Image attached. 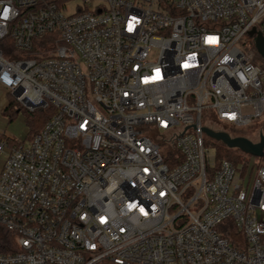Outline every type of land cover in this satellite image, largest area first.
<instances>
[{"label":"built area","instance_id":"obj_1","mask_svg":"<svg viewBox=\"0 0 264 264\" xmlns=\"http://www.w3.org/2000/svg\"><path fill=\"white\" fill-rule=\"evenodd\" d=\"M72 1L0 0V86L55 110L0 138V264H264V166L203 131L264 136V0Z\"/></svg>","mask_w":264,"mask_h":264},{"label":"rangeland","instance_id":"obj_2","mask_svg":"<svg viewBox=\"0 0 264 264\" xmlns=\"http://www.w3.org/2000/svg\"><path fill=\"white\" fill-rule=\"evenodd\" d=\"M82 3L81 0L72 1L67 5L66 14L71 15L75 14L78 8V5ZM247 43H251L252 40L250 38L245 39ZM253 48L255 49L254 43H252ZM255 54H258L256 51ZM261 65H264V60L261 58L260 61ZM11 97L9 93L0 86V107L5 105L6 98ZM4 108H0V137L3 141H8L12 145H16L18 143H27L29 142V133L30 128L28 127L27 121L31 118V113L27 112L26 110H22L18 114H15L12 120L9 119L8 116L2 114ZM215 132H225L230 134L233 137H244L246 139L251 140L254 143H258L260 141L259 135H257L256 129L259 127L256 125H252L249 128H243L239 130L230 131L228 128L218 127V126H210ZM206 137H208L205 134ZM211 148L212 154L215 155L216 149L219 147H224L228 150V153L232 157H240L241 162L238 164L240 166L239 170L241 173L246 176V182L244 183L245 189L251 190L252 183L254 180V176L256 173L257 168L264 166V159L257 158L254 156H250L245 154L239 148H230L228 147L223 141L211 138ZM9 153V149H6L4 153H0V170L5 163ZM227 227L222 226L221 229H225Z\"/></svg>","mask_w":264,"mask_h":264},{"label":"trees","instance_id":"obj_3","mask_svg":"<svg viewBox=\"0 0 264 264\" xmlns=\"http://www.w3.org/2000/svg\"><path fill=\"white\" fill-rule=\"evenodd\" d=\"M6 43H12L10 39L6 40ZM4 53L7 54V56H11L12 54V48L8 47L6 49H3ZM261 58L258 54H256V58L254 60V63L258 64L260 63ZM8 104L4 108L2 114L5 116H8L10 120H12L15 116V114H18L23 109L18 105V103L15 101L13 97L6 98ZM55 110L52 107H49L45 110H39L31 114V118L28 119L27 124L30 128L29 133V139H32L34 135L39 133L45 123L53 116ZM1 138V137H0ZM20 144V143H18ZM12 145V144H11ZM217 158L219 161L222 159H227L229 161H232L235 164H239L241 162L240 157H232L228 150L224 147H219L216 149ZM18 249H16V238L15 236L8 232L6 229L0 227V254H8L17 252Z\"/></svg>","mask_w":264,"mask_h":264},{"label":"water","instance_id":"obj_4","mask_svg":"<svg viewBox=\"0 0 264 264\" xmlns=\"http://www.w3.org/2000/svg\"><path fill=\"white\" fill-rule=\"evenodd\" d=\"M254 34L255 31L250 33V36ZM255 45L258 54L264 60V37L262 35L258 34ZM203 131L208 137L223 141L230 148H239L247 155L264 159V136L260 137L258 143H254L244 137H231L225 132H215L206 128Z\"/></svg>","mask_w":264,"mask_h":264},{"label":"snow or ice","instance_id":"obj_5","mask_svg":"<svg viewBox=\"0 0 264 264\" xmlns=\"http://www.w3.org/2000/svg\"><path fill=\"white\" fill-rule=\"evenodd\" d=\"M132 27H133V25H129V31H131L132 30ZM209 42H215V40H214V38H209ZM189 65H185V67H188ZM159 73H158V70H157V75H158ZM131 207H135V205H132ZM141 211H143V209H141Z\"/></svg>","mask_w":264,"mask_h":264},{"label":"crops","instance_id":"obj_6","mask_svg":"<svg viewBox=\"0 0 264 264\" xmlns=\"http://www.w3.org/2000/svg\"><path fill=\"white\" fill-rule=\"evenodd\" d=\"M4 165V164H3Z\"/></svg>","mask_w":264,"mask_h":264}]
</instances>
